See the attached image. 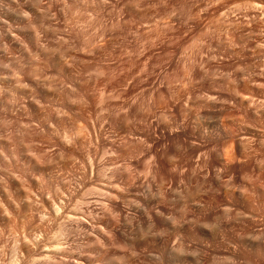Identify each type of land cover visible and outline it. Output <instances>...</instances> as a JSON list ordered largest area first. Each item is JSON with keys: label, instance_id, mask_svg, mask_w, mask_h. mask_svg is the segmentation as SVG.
I'll return each mask as SVG.
<instances>
[{"label": "clouds", "instance_id": "obj_1", "mask_svg": "<svg viewBox=\"0 0 264 264\" xmlns=\"http://www.w3.org/2000/svg\"><path fill=\"white\" fill-rule=\"evenodd\" d=\"M0 264H264V0H0Z\"/></svg>", "mask_w": 264, "mask_h": 264}, {"label": "rangeland", "instance_id": "obj_2", "mask_svg": "<svg viewBox=\"0 0 264 264\" xmlns=\"http://www.w3.org/2000/svg\"><path fill=\"white\" fill-rule=\"evenodd\" d=\"M216 11H219V9H216ZM188 37H184V39H187ZM161 42L158 44V46L153 50L157 55L162 54L166 51H172L175 47V43L172 40V38L168 35H161L160 38ZM183 40H180L179 43H183ZM170 45H172L173 47L170 48ZM152 53H150L149 55H151ZM154 62V61H153ZM175 63V62H173ZM137 71L136 68L132 69V73H130L129 75H134L135 72ZM230 122L225 121V124L228 125ZM157 135H160L159 132H157Z\"/></svg>", "mask_w": 264, "mask_h": 264}]
</instances>
